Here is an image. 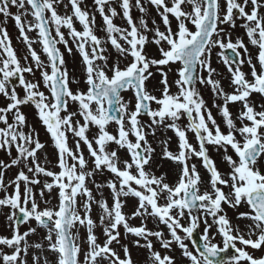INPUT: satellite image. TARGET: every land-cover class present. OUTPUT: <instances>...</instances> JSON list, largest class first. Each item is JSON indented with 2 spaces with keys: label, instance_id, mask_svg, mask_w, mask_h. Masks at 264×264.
Listing matches in <instances>:
<instances>
[{
  "label": "snow or ice",
  "instance_id": "snow-or-ice-1",
  "mask_svg": "<svg viewBox=\"0 0 264 264\" xmlns=\"http://www.w3.org/2000/svg\"><path fill=\"white\" fill-rule=\"evenodd\" d=\"M93 9L84 0H0V152L7 157L0 159V210L8 209L10 230L0 235V264H137L124 242L129 236L145 250V264H180L171 254L177 247L189 264H264V256L246 250H264V103L253 100L264 98V0H93ZM9 20L25 45L23 56L13 46ZM60 45L79 54L86 89L73 90L80 81L70 76ZM150 45L158 55L147 51ZM214 53L231 91L213 66ZM157 78L159 95L148 87ZM202 88L215 97L211 106ZM236 104L234 116L229 105ZM24 106L34 107L49 134L59 171L48 167L46 145ZM161 129L176 137L175 150L171 137L160 140L161 158L176 165L174 183L153 170L157 149L149 136ZM210 148L222 153L226 171ZM12 168L17 172L8 178ZM105 173L111 178L97 182ZM129 198L137 201L130 215L124 210ZM225 206L248 222L243 230ZM150 220L167 235L149 228ZM38 228L43 232L34 242ZM216 235L222 247L213 242Z\"/></svg>",
  "mask_w": 264,
  "mask_h": 264
},
{
  "label": "rangeland",
  "instance_id": "rangeland-1",
  "mask_svg": "<svg viewBox=\"0 0 264 264\" xmlns=\"http://www.w3.org/2000/svg\"><path fill=\"white\" fill-rule=\"evenodd\" d=\"M65 2H67V0H65ZM84 6H87V8L90 12L94 11L93 0H84ZM117 10L119 11V8ZM12 11L15 12L16 9L13 8ZM60 11L63 13L65 10L63 7H61ZM68 13L71 14L70 7L68 9ZM133 15L137 16V15H139V13L136 10H134ZM152 16L155 17L157 19V22L159 23V17L156 16L154 9L152 10ZM0 20H2V17H0ZM96 21H97V27L100 28V26L102 25V19L98 13H96ZM114 22L118 25H121V26L125 25V21L123 19H121L120 17L115 18ZM173 25L175 26V21H173ZM75 26L77 27L78 30H82V27L78 21L75 22ZM7 28H8V31L10 33V36L12 38L13 46L17 49L18 54L23 56L24 53L26 52V48H25V45L23 43H21L20 39H18L19 33H18V30L15 28L14 22L12 20L8 21ZM161 30H163L162 25H161ZM64 31L66 32L67 30H64ZM96 34L98 36L104 37V32L102 30L97 31ZM29 35L31 38L35 39L37 34H36V32H32V33H29ZM234 35H242V31L234 33ZM70 44H71V41H70ZM34 47L36 48L37 52L41 54L42 59L46 60V57L41 52L40 44L37 43L34 45ZM59 47H61V51H63L65 54V59L67 62V67H68L69 72H70V76L74 77L76 80L80 81L79 84H73L72 85L73 90H76L77 88L86 89V85L83 83L84 73H83V66L81 64V58H80L79 54L76 53L74 46H73V53L71 55H69L64 50L62 45H60ZM147 51L151 55H158L157 49L155 48L154 45L148 46ZM109 52L111 53L112 59L114 60L116 58L115 50L112 49L111 47H109ZM127 62L128 61H122L121 66H123V64L127 63ZM213 66L216 67L218 69V71L223 74L221 82H222V85L225 87L226 91H231V88L229 86V74H228L225 66L223 65V63L218 60L215 53L213 55ZM243 70L246 72L249 71L247 66H245ZM31 78L32 77H29V79H31ZM38 78H39V73H37V79ZM174 78L175 77L170 74V80H172ZM148 87L151 91H153L154 94H156V95L160 94V91H159L160 85L158 83V78L156 80H152L149 83ZM42 90L46 91V94H47V90L43 89V87H42ZM18 91L21 92V95L23 94L22 90L19 89V87H18ZM172 91L173 92L176 91L175 86L172 87ZM202 94H203L204 98L206 99V101L208 102L209 106H211L212 101L215 99V97L212 96L210 90L202 88ZM124 96H125L126 100L132 99V93L130 91L127 93H124ZM253 100L257 104L264 103V98H261L258 95H254ZM216 102L219 103L220 101L217 100ZM133 103H134V100H133ZM3 104H4V100H3V98H0V106H2ZM153 106H155V105H153ZM229 107H230V110L232 111V113L234 114V116L236 114H238L239 109H240V105H238V104L229 105ZM75 108H76V105H74V104L70 105V110H75ZM22 111H24V113L26 114V116L28 118V123L30 125H32L36 129V131L39 133L41 142L46 145L44 152L47 153L49 160H51V162H52L51 164L48 165V167L52 168L55 171H59V169L55 167L56 152H55V149L53 147L51 138H50L49 134L46 132L44 126H42L41 122L39 121L38 116L36 114V110L32 106H24L22 108ZM212 111H213V115L217 118V121L221 122V117H220L219 113L216 111V109L213 108ZM143 119L147 120L148 118L145 116V117H143ZM181 123L182 124L186 123V119L183 118L181 120ZM221 127L223 130L226 131V128L224 127V125L222 123H221ZM95 131H96L95 128H93L92 132L94 133ZM109 131H112V132L115 131V125L114 124L109 128ZM189 135L191 137L192 134H189ZM166 137L172 138V143L170 145V148L172 150H175L176 149V137L172 131H170V130L165 131V130L161 129L160 131L157 132L156 138L149 136V140L153 143V146L156 147V149H157V154L155 156V160H154V164H153V170L156 172L157 175L167 173L168 182L174 183L177 179L176 165H174L171 161H169L167 159H162L160 156V140H162ZM192 142L195 143L194 138H193ZM69 143L70 144L73 143V138H72L70 133H69ZM112 147H115V145H112ZM120 154L122 156H126V153L123 151H121ZM210 155L217 162V165L221 171L227 170V165L223 161L222 153H217L213 149L210 148ZM41 156H43V153H41ZM85 156L87 157L86 149H85ZM0 159H7V157L5 156V154L3 152H0ZM195 162L199 163V161H195ZM197 165L200 168L202 175L205 177V179H207L206 171L202 167H200L199 164H197ZM16 172H17V169L12 168L7 173V177L8 178L14 177ZM109 178H111L110 174L105 173L102 176H97L96 180H97V182H102V181H105ZM89 187H93V190H95L94 186L92 184H89ZM107 193H108V190L105 189V195H107ZM0 195H2V193H0ZM55 196H56V193L53 192L52 193V197H53L52 198V204L56 203ZM136 204H137V201L135 198H129L127 200V205L124 209L125 212L130 215L131 212L134 210ZM41 206H43V205H41ZM225 210H226L229 218L231 219L233 225L239 224L241 226V229L243 230L244 225L248 222L236 219L237 210L229 209L226 206H225ZM244 210L245 209L243 207L239 209V211H244ZM7 211H8V209L0 210V235H10V230L7 227L8 222H7L6 217L4 215V213ZM94 216H95V213H94ZM130 223H132L133 225H138L140 223V220L139 219H133L130 221ZM31 226L37 227V225L35 224L34 221L32 222ZM27 227H28V225L22 226L21 231L26 230ZM148 227L152 228V229H156L157 227H159L160 229H163L165 231V234L167 235V229L164 228L163 225H158L156 221L150 220L148 222ZM203 227H204L203 224H201V227L199 229L200 233L203 232ZM80 231H81V235L83 236L84 230L81 229ZM97 231H98V235H99L100 234L99 230H97ZM42 232H43V230L38 228V234L34 235L30 239L34 242H39L40 235L42 234ZM212 232L214 233L215 229H212ZM253 238H255V237H253ZM132 239L133 238L129 236L124 242L129 243V247L131 248L133 259L135 261H137V264H145V260H146L145 250L133 247L130 243V241ZM213 242L219 244V246H221V247L223 246L222 238L219 235H216L215 240ZM189 246H190V248L192 247V245L190 243H189ZM156 247L159 248V244H157ZM246 250H248L250 253H252L254 255V257H261L264 255V250H252L250 247ZM171 254L174 255L178 261H180V264H189L187 259L182 257L181 250L178 247L175 248V251Z\"/></svg>",
  "mask_w": 264,
  "mask_h": 264
},
{
  "label": "water",
  "instance_id": "water-1",
  "mask_svg": "<svg viewBox=\"0 0 264 264\" xmlns=\"http://www.w3.org/2000/svg\"><path fill=\"white\" fill-rule=\"evenodd\" d=\"M194 238L199 240V237L197 236V233L195 234Z\"/></svg>",
  "mask_w": 264,
  "mask_h": 264
}]
</instances>
